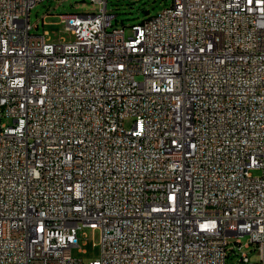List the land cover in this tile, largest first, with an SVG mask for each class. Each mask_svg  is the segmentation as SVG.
I'll return each instance as SVG.
<instances>
[{
  "label": "built area",
  "instance_id": "built-area-1",
  "mask_svg": "<svg viewBox=\"0 0 264 264\" xmlns=\"http://www.w3.org/2000/svg\"><path fill=\"white\" fill-rule=\"evenodd\" d=\"M44 1L0 0V264H83L82 228L89 264H264V0H173L131 37L90 0L57 43Z\"/></svg>",
  "mask_w": 264,
  "mask_h": 264
},
{
  "label": "rangeland",
  "instance_id": "rangeland-1",
  "mask_svg": "<svg viewBox=\"0 0 264 264\" xmlns=\"http://www.w3.org/2000/svg\"><path fill=\"white\" fill-rule=\"evenodd\" d=\"M52 0L38 3L31 11L30 21L34 25L33 34L49 33L52 43L61 40L67 42L73 40V36L66 30V24L61 22L60 15L63 14H83L93 13L99 9V4L90 0ZM173 0H108V10L110 13L117 15L114 19V25L117 27H126V36L133 35L131 27L149 17L155 16L165 8L170 7ZM49 14L43 21V17ZM45 23V24H44ZM37 26V27H36ZM140 79V77L138 76ZM11 123V121H8ZM134 124L133 118L125 121V127L131 129ZM255 176L261 174L260 171H253ZM79 247L74 248L72 255L76 259L82 260L83 264H89L98 261L101 258L100 231L90 228H82L78 232ZM248 236L242 238V242H248ZM230 241H234L231 239ZM251 262L259 261V254L252 245L243 248ZM237 260V259H236Z\"/></svg>",
  "mask_w": 264,
  "mask_h": 264
},
{
  "label": "water",
  "instance_id": "water-1",
  "mask_svg": "<svg viewBox=\"0 0 264 264\" xmlns=\"http://www.w3.org/2000/svg\"><path fill=\"white\" fill-rule=\"evenodd\" d=\"M82 2H85V0H83Z\"/></svg>",
  "mask_w": 264,
  "mask_h": 264
}]
</instances>
